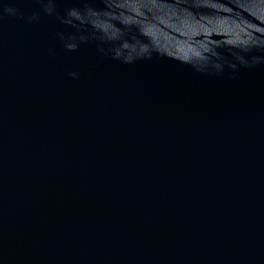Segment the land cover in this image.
<instances>
[{
	"label": "water",
	"instance_id": "water-1",
	"mask_svg": "<svg viewBox=\"0 0 264 264\" xmlns=\"http://www.w3.org/2000/svg\"><path fill=\"white\" fill-rule=\"evenodd\" d=\"M0 264H264V0H0Z\"/></svg>",
	"mask_w": 264,
	"mask_h": 264
}]
</instances>
